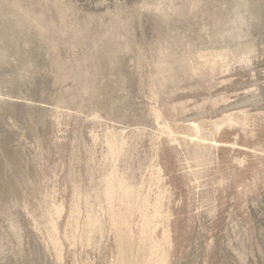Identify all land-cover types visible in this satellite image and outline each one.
I'll return each mask as SVG.
<instances>
[{"label":"rangeland","instance_id":"374dc122","mask_svg":"<svg viewBox=\"0 0 264 264\" xmlns=\"http://www.w3.org/2000/svg\"><path fill=\"white\" fill-rule=\"evenodd\" d=\"M0 264H264V0H0Z\"/></svg>","mask_w":264,"mask_h":264}]
</instances>
